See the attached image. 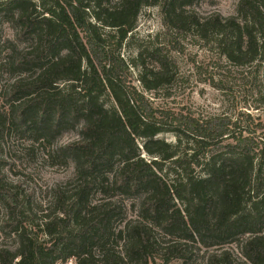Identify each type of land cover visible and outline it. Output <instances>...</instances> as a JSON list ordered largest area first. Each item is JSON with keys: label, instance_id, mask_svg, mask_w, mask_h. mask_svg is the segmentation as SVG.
Listing matches in <instances>:
<instances>
[{"label": "trees", "instance_id": "trees-1", "mask_svg": "<svg viewBox=\"0 0 264 264\" xmlns=\"http://www.w3.org/2000/svg\"><path fill=\"white\" fill-rule=\"evenodd\" d=\"M195 2L0 0L15 30L14 43L0 40V76L10 78L0 86V138L23 129L49 141L79 127L56 149L75 175L52 188L50 205L26 206L0 181V232L14 240L0 244V264H264V118L167 122L145 92L170 87L175 60L157 47L145 50L151 63L118 53L140 9L156 5L167 31L203 41L216 69H245L264 97V0H239L228 17L200 15ZM166 132L176 144L158 137ZM183 141L190 152L181 154ZM122 198L138 199L135 218Z\"/></svg>", "mask_w": 264, "mask_h": 264}, {"label": "rangeland", "instance_id": "rangeland-1", "mask_svg": "<svg viewBox=\"0 0 264 264\" xmlns=\"http://www.w3.org/2000/svg\"><path fill=\"white\" fill-rule=\"evenodd\" d=\"M238 1L196 0L192 9L200 15L217 12L223 17H228L236 13ZM113 31L111 28H105V32L111 35L114 34ZM0 40L1 42L8 40L12 43L15 41V30L1 17ZM111 42L114 40L112 39ZM6 43L8 47L11 46ZM155 47L175 60L176 79L170 87L145 92V95L152 100L156 114L164 116L167 122L188 115L205 119L214 114H226L235 118L241 112H251L264 118V97L253 89V83L245 76V69L241 70L229 65L216 69L213 63L218 57L214 50L209 49L203 41L195 37L190 35L177 37L167 31L162 23L159 7L143 6L138 13L134 29L127 34L118 53L120 57L130 61L142 52L144 60L151 63L145 55V50ZM174 47H177L179 52H176ZM0 48L4 50L3 45H0ZM220 61L224 63L223 60ZM127 76L130 83L140 87L136 68L130 69ZM211 77L222 89L211 83ZM9 80V76L4 73L0 76V86ZM78 133L79 127L49 141H42L34 139V132L6 129L0 138L1 183L16 193L26 206L33 209L47 207L50 205L52 188L55 185L71 183L75 175L74 164L71 161L62 163V158L56 153V149L77 140ZM158 137L173 144L177 141L176 136L171 132L161 133ZM185 145L186 142L183 141L179 153L190 152ZM142 156L149 159L145 153ZM122 201L126 218H135L138 199L122 198ZM4 214L0 202V221ZM13 243L12 236L0 232V244L12 246ZM226 247L235 249L234 244ZM192 263L199 264V258L194 259ZM65 264H75V260L70 258ZM149 264H182V261L172 259L164 262L155 257Z\"/></svg>", "mask_w": 264, "mask_h": 264}]
</instances>
